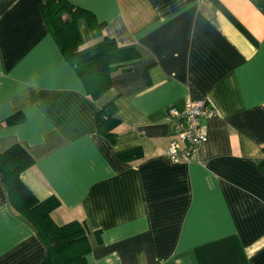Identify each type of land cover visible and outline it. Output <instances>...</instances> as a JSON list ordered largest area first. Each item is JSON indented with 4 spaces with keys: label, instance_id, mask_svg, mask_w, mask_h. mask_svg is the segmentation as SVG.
Listing matches in <instances>:
<instances>
[{
    "label": "crops",
    "instance_id": "0c3cea01",
    "mask_svg": "<svg viewBox=\"0 0 264 264\" xmlns=\"http://www.w3.org/2000/svg\"><path fill=\"white\" fill-rule=\"evenodd\" d=\"M68 1L93 15L77 21L82 48L108 36L141 57L91 98L40 0H0V151L33 156L23 182L59 199L56 223H84L87 264H264V0ZM196 98L216 111L201 122L207 141L174 162L166 108ZM109 101L114 142L96 130ZM133 147L140 158L117 156ZM46 254L0 179V264Z\"/></svg>",
    "mask_w": 264,
    "mask_h": 264
},
{
    "label": "trees",
    "instance_id": "16d2710c",
    "mask_svg": "<svg viewBox=\"0 0 264 264\" xmlns=\"http://www.w3.org/2000/svg\"><path fill=\"white\" fill-rule=\"evenodd\" d=\"M45 23L65 59L74 67L87 94L97 98L111 87L112 73L128 70L140 59L141 52L134 44L119 45L113 37L103 36L98 42L82 48L83 37L78 27L81 16L93 17L86 9L68 0H40ZM103 23L97 27L98 34ZM113 101L105 103L96 112V130L111 142L115 141V128L119 119L114 116ZM23 114L7 118L8 123L20 122ZM122 160H134L142 156L140 147L119 151ZM35 162L33 156L19 143L0 151V179L9 189L11 206L36 229L44 241L47 254L41 264H87L91 251L87 230L83 222L76 220L58 224L52 212L60 201L55 196L39 199L23 182L21 174ZM260 165L264 171V158Z\"/></svg>",
    "mask_w": 264,
    "mask_h": 264
},
{
    "label": "built area",
    "instance_id": "2783aa9c",
    "mask_svg": "<svg viewBox=\"0 0 264 264\" xmlns=\"http://www.w3.org/2000/svg\"><path fill=\"white\" fill-rule=\"evenodd\" d=\"M215 114V108L200 98L188 99L182 105H169L165 111V121L171 131L167 157L174 162L196 160L200 147L207 141L201 129L202 119Z\"/></svg>",
    "mask_w": 264,
    "mask_h": 264
}]
</instances>
